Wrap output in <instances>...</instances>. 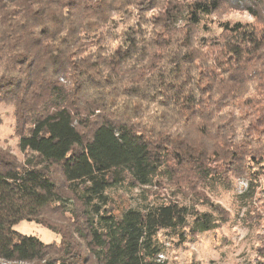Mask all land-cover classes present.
I'll return each mask as SVG.
<instances>
[{"label":"trees","instance_id":"trees-1","mask_svg":"<svg viewBox=\"0 0 264 264\" xmlns=\"http://www.w3.org/2000/svg\"><path fill=\"white\" fill-rule=\"evenodd\" d=\"M263 46L264 0H0V103L23 155L0 146V264H163L161 234L183 244L226 222L219 204L114 213L109 193L264 173Z\"/></svg>","mask_w":264,"mask_h":264},{"label":"rangeland","instance_id":"rangeland-1","mask_svg":"<svg viewBox=\"0 0 264 264\" xmlns=\"http://www.w3.org/2000/svg\"><path fill=\"white\" fill-rule=\"evenodd\" d=\"M221 20L228 22L251 23L246 13L228 12ZM212 34L220 35L212 28ZM262 52V53H261ZM261 61L264 62V46ZM260 61V62H261ZM18 136L15 134V119L10 104L0 103V146L8 148L19 161L23 155L18 149ZM244 179H233L227 189L203 187L197 190L177 189L173 181L159 179L154 187L132 188L110 191V208L118 213L126 208L143 205L147 202L167 203L170 201L193 205L200 212H211L209 204H219L228 213V219L216 230L203 233L194 240L180 244L169 241L164 234L159 236L164 243V252L157 262L163 264H255L257 250L264 243V173ZM250 184L254 195L251 199L241 197ZM249 189V191H250ZM248 191V193H249ZM251 191V192H252ZM249 196V195H248ZM203 201V202H201ZM213 214H215L213 212ZM22 235L32 236L45 244L58 243L59 236L41 226L22 221L14 226Z\"/></svg>","mask_w":264,"mask_h":264}]
</instances>
